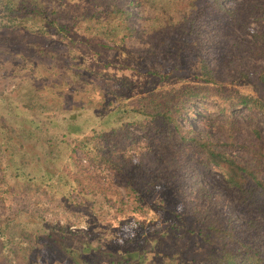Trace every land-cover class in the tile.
<instances>
[{"label": "trees", "instance_id": "obj_1", "mask_svg": "<svg viewBox=\"0 0 264 264\" xmlns=\"http://www.w3.org/2000/svg\"><path fill=\"white\" fill-rule=\"evenodd\" d=\"M88 1L103 6L93 16L106 15L105 31L113 35L121 32L138 41L134 50L146 59L140 72L164 80L176 69L191 67L202 83L182 84L171 97L163 99L160 94H147V103L143 97L133 105L127 99L117 101L110 97L108 118H112L111 122L125 121L107 124L105 129L94 127L92 134L76 141L72 149L79 148L83 156H73L76 170L64 175L60 174L63 169L52 168L51 158L39 156H34L33 169L24 171L21 168L31 162V157L14 155L17 148L27 153L33 137L37 139L32 145L42 143L41 133L48 124L57 126L47 115L45 105L39 103L36 111L26 100L23 108L11 103L5 106V113L0 110L3 172L8 170L16 179L24 178V182H37L47 188L67 185L71 195L68 193V198L74 203L79 194L83 196L79 203H86L92 213L107 208L112 222L121 230L124 223L128 224L129 230H125L130 235L123 249L111 251L100 242L95 244L85 231L72 230L67 225L49 223L39 227L34 220L37 231L47 232L50 245L63 251L74 264H88L90 257H100L108 264H143L149 258L156 264H264V138L255 121V110L264 115V93L256 96L228 87L239 82L243 74L249 77L251 71L245 68L248 63L243 59H264V32L251 26L252 20L264 21V4L251 3L243 8L242 2L229 0H145L144 5L150 6L153 15L139 16L147 23L137 27L131 21L135 15L130 7L141 0L127 1L129 7L118 0ZM0 15L2 32L13 28L43 35L44 39H32L36 45L33 53L41 56L58 59L47 45L58 41L53 34L74 39L72 25L61 21L60 10L43 0H0ZM241 31L249 33L252 41L238 38ZM217 61L223 63L221 69L217 68ZM69 66L70 63L66 70L70 81L76 82L75 76L80 72H71ZM257 71V83L264 86V68ZM72 102L85 104L80 99ZM105 108L99 110L103 112ZM239 116L245 117L244 124ZM191 118L200 128L193 127ZM76 124L66 122L64 129L81 130ZM213 124L219 127L218 131L224 127L223 139L213 138L206 130ZM132 125L140 132L131 131ZM102 164L108 175L97 171ZM215 173L225 184L208 187L203 177ZM83 178L96 186L82 187ZM136 178L138 183L132 185ZM113 181H123L125 192L113 187ZM157 184H162V188L157 190V196L147 200L152 194L151 186ZM227 191L233 192L234 205L225 202ZM192 194L202 209L191 205ZM95 197L100 198L97 205ZM144 207H153L158 221L149 219V223L138 226L128 215L134 217L135 210ZM234 207L240 209L242 216L233 214ZM163 215H167L165 219ZM13 223V218L0 220V255L4 254L7 264H18L16 258L9 259V251L25 250L11 247L16 240L22 243L20 236L13 233ZM191 236L209 249L187 256L179 243ZM37 238L38 234L32 242ZM174 250L176 254H172ZM157 257L164 260L158 263Z\"/></svg>", "mask_w": 264, "mask_h": 264}, {"label": "rangeland", "instance_id": "obj_2", "mask_svg": "<svg viewBox=\"0 0 264 264\" xmlns=\"http://www.w3.org/2000/svg\"><path fill=\"white\" fill-rule=\"evenodd\" d=\"M43 1L49 2L52 6L58 8L60 10L59 19L72 25L71 31L74 39L68 40L53 34L52 37L58 41L54 44H47L48 48L58 54V59L33 53L35 51L34 46H36L34 45V39H44L43 35L39 33L26 34L13 28L6 29L3 32L0 30V110L5 113V106L11 105V103L23 108V103L27 100L34 107V110L38 111L36 105L42 103L45 105L43 108H46L47 115L57 123V126L48 124L45 130L42 131L41 135L44 138L42 143L37 141L35 145H32L37 138L29 139L31 146L27 153L18 148L16 149L18 151L14 153L16 157L22 154L31 157V162L21 168L22 170L33 169L34 156H39L40 159L51 158L54 163L52 168L59 167L63 169L60 170V174L73 173L76 170L73 156H83L79 148H75V151H73L72 146L74 143L83 135L92 134V128L94 127L105 129L107 124L113 126L124 120L111 122L112 118H108L107 113L110 107L107 105V100L110 97L116 98L117 101L127 99L132 105L139 103L140 98L143 97V101L147 103V100H145L147 94H160L163 99L171 97L177 87L182 84L202 83L195 76V71L191 67L176 69L164 80H160L158 76L140 72L141 67L146 65V59L134 50V47L139 45L138 41L136 42L133 38L122 35L121 32L113 35L105 31L106 15L93 16L94 11L100 10L103 6L91 3L88 0ZM127 1L130 0H118L121 5L129 7ZM141 1V3H136L130 7L135 15L131 18V21L137 27L142 22L147 23L145 19L139 16L153 15L150 6L144 5L145 0ZM229 1L242 2L243 8L249 7L251 3L264 4V0ZM251 26L264 32V21L262 20H252ZM238 38L248 42L253 39L249 33L243 31L239 32ZM39 43L46 44L44 42ZM222 60L225 61V58H222ZM243 61L248 63L245 68L248 72L251 71L249 77L243 74L239 82L228 84V87H237L243 92L256 96L263 94L264 86L257 83L256 75L258 68H264V59L245 58ZM215 62V59L211 60L212 64ZM69 63L71 72H80V75L75 76L76 82H71L68 76L66 66ZM222 64L218 63L217 68L221 69ZM114 89L115 93H113ZM117 90L119 95H117ZM77 99L85 104L78 105L72 102ZM97 102L99 104L95 106ZM101 107L109 108H105L101 112L99 110ZM240 111H243L242 108H240ZM190 120L194 128H200L195 118ZM239 120L241 123H245L244 116H239ZM255 121L264 138V115L261 111L255 110ZM66 122L77 123L76 125L81 126V130L67 132V128L64 129ZM58 123H63V126H59ZM218 128L216 124H213V127L206 130L213 138L223 139L225 135L224 127H220V131H218ZM130 130L140 132V129L133 125L130 126ZM25 146L23 147L24 150ZM133 160H136L135 157H133ZM2 161L4 165L5 158ZM97 171L103 173V175L109 174L104 164L98 166ZM189 177L191 176L189 175ZM203 178L207 181L208 187H213L214 183L225 184L218 173ZM23 179H16V177L9 174L8 170L3 172L2 166H0V220L13 218L15 222L13 223V233L20 236L22 243L19 244L16 240L11 247L16 249L25 248V250L12 253L9 251L10 260L16 258L18 264H74L63 251H57L54 246L50 245L47 232L37 231L34 220L38 222L39 227V224L47 225L51 223L57 226L67 225V228L72 230L85 231L88 238H92L91 240L95 244L100 242L111 251L123 249L127 245L125 243L128 241L130 234L125 229L129 230L128 224L123 222L125 228L122 227L123 230H121L120 226L112 222L111 212H108L107 208L98 209L99 213L92 210V213L86 203H79L83 197L82 195L78 194L76 196L78 201L76 203L68 198L67 194L70 195V192L66 190L67 185L57 184L59 187L47 188L37 184V182H24ZM137 180L136 178L132 185L138 183ZM113 183V187L117 186L122 192H125L123 181H113ZM190 184L191 181L187 182V187ZM81 185L86 189L96 186L85 178L82 179ZM178 185H180V181ZM162 186V184H157L155 187L151 186L150 192L152 194L147 200L157 196V190L161 189ZM75 195L74 193L73 196L75 197ZM233 195L232 191H227L225 196L227 205H234L236 199ZM190 199L191 205L196 210L203 208L202 204L197 203L196 198H193V194ZM99 200L100 198L95 197V205L99 203ZM85 202L89 203V201ZM180 208L182 209L183 206L181 205ZM101 212H107V216L105 213L101 215ZM232 212L237 217L242 216L238 207H234ZM156 215V210L153 207H144L136 209L134 217L133 215H128V217L137 221L139 226L142 223H149V219L158 221ZM166 216L163 215L164 219ZM23 225L25 227L21 229ZM36 234L39 235V238L32 242ZM180 244L186 249V254L189 257L209 249L208 245L202 247L200 242L196 241L193 236L182 240ZM172 254H176V251H172ZM3 255H0V264H7L2 258ZM156 259L158 263L164 260L162 257ZM88 260H90L88 264H108L105 259L100 257L95 259L90 257ZM143 264H156V262L149 258Z\"/></svg>", "mask_w": 264, "mask_h": 264}]
</instances>
